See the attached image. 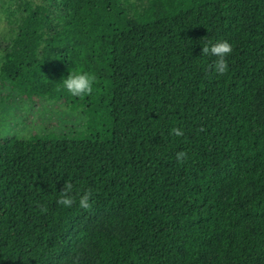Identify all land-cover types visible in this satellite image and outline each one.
I'll return each mask as SVG.
<instances>
[{"label":"trees","instance_id":"1","mask_svg":"<svg viewBox=\"0 0 264 264\" xmlns=\"http://www.w3.org/2000/svg\"><path fill=\"white\" fill-rule=\"evenodd\" d=\"M5 4L0 85L84 121L0 138V264H264V0H148L132 19L127 0ZM222 40L220 75L202 47ZM73 70L90 95L63 88ZM98 214L121 233L90 230Z\"/></svg>","mask_w":264,"mask_h":264},{"label":"rangeland","instance_id":"2","mask_svg":"<svg viewBox=\"0 0 264 264\" xmlns=\"http://www.w3.org/2000/svg\"><path fill=\"white\" fill-rule=\"evenodd\" d=\"M6 2L13 9L21 0H0ZM131 7L126 6L128 18L132 19L133 10L141 12L148 5V0H127ZM8 3V4H7ZM2 16L0 15V18ZM83 117L81 113L70 112L64 101L53 102L47 100L28 101L9 88L0 85V138H27L31 134H42L47 131L68 134L73 130L82 129ZM251 188L244 190L241 197L252 194ZM90 230H101L106 235H119L118 225L110 226L108 214L98 216L88 222ZM81 227H77L80 229ZM80 248L89 250L92 242L86 239Z\"/></svg>","mask_w":264,"mask_h":264},{"label":"clouds","instance_id":"3","mask_svg":"<svg viewBox=\"0 0 264 264\" xmlns=\"http://www.w3.org/2000/svg\"><path fill=\"white\" fill-rule=\"evenodd\" d=\"M232 52V45L226 41H217L215 43L205 42L202 47L203 55H212L218 59L214 61L215 71L223 75L228 70V64L226 57ZM96 76L93 73H89L83 70L69 71L67 78L62 79L63 88L74 97H81L90 95L93 92V85L96 82ZM170 135L182 136L183 131L180 128L173 127L170 130ZM187 158V153L180 151L176 153V162L182 164ZM72 184L65 182L63 189L60 191L59 198L56 203L64 207H71L75 202V198L71 195ZM91 191H84L79 197V206L83 209L91 208ZM41 211H46L45 208H41Z\"/></svg>","mask_w":264,"mask_h":264}]
</instances>
